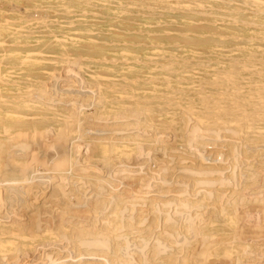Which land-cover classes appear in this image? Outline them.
Returning <instances> with one entry per match:
<instances>
[{"label":"bare ground","instance_id":"6f19581e","mask_svg":"<svg viewBox=\"0 0 264 264\" xmlns=\"http://www.w3.org/2000/svg\"><path fill=\"white\" fill-rule=\"evenodd\" d=\"M0 264H264V0H0Z\"/></svg>","mask_w":264,"mask_h":264}]
</instances>
